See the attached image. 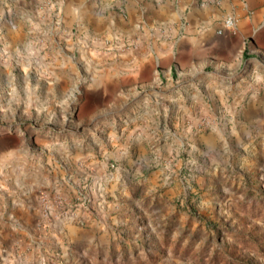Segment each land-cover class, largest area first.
<instances>
[{
	"label": "clouds",
	"instance_id": "9594fccd",
	"mask_svg": "<svg viewBox=\"0 0 264 264\" xmlns=\"http://www.w3.org/2000/svg\"><path fill=\"white\" fill-rule=\"evenodd\" d=\"M0 264H264V0H0Z\"/></svg>",
	"mask_w": 264,
	"mask_h": 264
}]
</instances>
